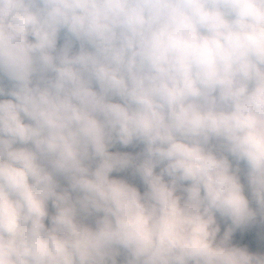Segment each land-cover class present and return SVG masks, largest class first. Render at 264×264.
<instances>
[{
  "label": "clouds",
  "instance_id": "obj_1",
  "mask_svg": "<svg viewBox=\"0 0 264 264\" xmlns=\"http://www.w3.org/2000/svg\"><path fill=\"white\" fill-rule=\"evenodd\" d=\"M257 223L264 0H0V264H264Z\"/></svg>",
  "mask_w": 264,
  "mask_h": 264
},
{
  "label": "rangeland",
  "instance_id": "obj_2",
  "mask_svg": "<svg viewBox=\"0 0 264 264\" xmlns=\"http://www.w3.org/2000/svg\"><path fill=\"white\" fill-rule=\"evenodd\" d=\"M114 150H125V151H129V150H132V149H114ZM113 175H116V176L125 178V179L129 180V182H132V183L137 184V186L140 187V190L141 191L143 190L142 187L139 184L138 179L132 177L130 173H128V172H124V173H113ZM249 227H250L251 232H254V234H260V233H262V238H260V240H255L256 239V236L254 235V237L247 239L248 241H247V243H245L247 245L244 246V247H247L249 249V251L264 253V225H262L260 223H257L255 225H252V226H249ZM239 232H237L236 234H234L233 240H232V242L234 244H236L237 246H240L239 245L240 244L239 243V239H238V237L240 235Z\"/></svg>",
  "mask_w": 264,
  "mask_h": 264
},
{
  "label": "trees",
  "instance_id": "obj_3",
  "mask_svg": "<svg viewBox=\"0 0 264 264\" xmlns=\"http://www.w3.org/2000/svg\"><path fill=\"white\" fill-rule=\"evenodd\" d=\"M222 231H223V228H222ZM239 233H240L238 237L239 243H240L239 245L241 247H244L247 245L245 244L248 241L247 239L250 238V236L253 235V233L250 232V227H248L247 229L241 230Z\"/></svg>",
  "mask_w": 264,
  "mask_h": 264
}]
</instances>
